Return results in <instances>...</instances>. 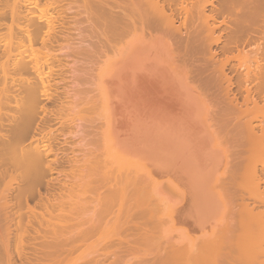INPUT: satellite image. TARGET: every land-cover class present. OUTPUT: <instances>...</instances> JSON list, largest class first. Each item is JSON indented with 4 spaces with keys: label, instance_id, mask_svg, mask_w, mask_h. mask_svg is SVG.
Wrapping results in <instances>:
<instances>
[{
    "label": "bare ground",
    "instance_id": "obj_1",
    "mask_svg": "<svg viewBox=\"0 0 264 264\" xmlns=\"http://www.w3.org/2000/svg\"><path fill=\"white\" fill-rule=\"evenodd\" d=\"M133 3H136V23L139 24V26L137 24L136 26H138V29L133 30L131 33L133 34L131 36L132 39L130 37L129 39L131 40L129 42L125 44L123 42L120 47L118 44L116 45L118 47L114 46V49H116L112 51L113 55L106 56L102 61V69L100 70L98 82L100 84H109V86L110 84H115L116 88V85H118V87H121V89L120 87L118 89L122 90V88L125 89L124 87H137L136 81H139V78L153 80L157 76L166 75L164 78L162 77V80L165 79L168 84H177L179 89L185 90L186 93H181L184 99L182 96L180 98L184 101L186 100V103L189 98L197 100L199 102L197 114L195 107H191V104H188L190 107H185V112H182L183 108L180 113L177 112L180 105L177 106L176 110L174 109L175 113L181 116V120H178L182 121L181 124L179 123L180 125H177L178 127H182L180 130L182 134L180 133L179 137L176 138L175 145H179V153L175 155L180 159L178 161L183 162L182 164L179 163V166H182V169L184 168L188 184H185L187 186L186 190H184L185 188L179 189L180 191L177 192L180 195H178L177 201L175 200L176 197L173 199L175 202L173 200H171L173 201L172 203L169 201L173 206H170L165 201L162 202V206L164 205L163 210L167 211L168 208L173 210L171 213L174 216L172 214L169 216L171 222L172 220L178 222L181 217L184 220L191 218L190 221H193L192 223L196 222L198 225L201 224L200 226L207 221V218L214 215L219 205L220 209L225 210L228 207L227 209L231 211V219L227 227L221 229L219 228L221 227L220 225L216 228L211 227L215 229H212L213 232L210 235H203L204 237H199L201 238L199 240L197 238L193 244L188 241V243L186 242V246H183V240H181L182 242H178L179 240L174 242L175 239L172 240V243L166 242V245L169 244L166 247L168 249L164 250V256L162 254L159 256L160 261L156 264H264V120L250 118L251 112L258 110L261 104L262 106L264 105V0H136V2L134 0ZM86 5L90 6L89 0H0V227L7 228L9 222H14V226L16 227L14 247H11L10 242L5 240H2V243H0V264H4L5 261L10 264L14 260V254L16 255V263H20L26 258L25 242L27 238L29 240V236L31 235L30 229L36 230V233H38V229L35 228L37 214L34 203L41 200L43 187V191H45L47 188L53 186L55 182H61L62 177H67L66 175L62 177L60 175L64 172V167L63 171L59 170L63 166V157L61 156L63 153H59L63 148H60V145L65 144L69 135H77L78 137L80 133V137H82L81 131L73 133V130L69 131L70 127L67 128V122H65V125L63 124L66 117H55L52 109L48 107L49 104L56 102L54 101L56 98L54 93L56 92H52L51 88L58 80L52 71H50L51 73L44 72L45 67H49L50 70L54 69L53 71H55L54 67L56 64L60 65L61 63L59 62L62 61H56V58L58 59L56 57L58 52L62 54L71 45L68 43L69 45L65 46L59 43L57 34L58 27H60L58 23L60 21L58 19L59 17L61 19V16L57 17L58 15L56 16L55 14H59L60 11V14L67 11H75L74 14H76L71 19L79 33L81 32L80 27L83 22L88 24L90 30L96 29L95 31H100L102 29L88 16ZM95 7L103 11L100 4H96ZM65 10L66 12H63ZM104 13L105 11L101 14L97 12L94 16L96 19L101 20ZM111 17L112 20L106 24L107 28H104L105 31L109 30L121 33L124 25L125 27L128 26V22H126L127 25L123 22L124 20H128L125 19L127 18L125 15L117 17L111 15ZM218 19H222V21L220 22ZM121 23L123 27L118 25ZM126 29L128 27L124 28L123 31ZM4 30L7 32V37L10 38L7 44L3 43L4 38H6V35L2 34ZM122 33L118 35L114 33L116 36L113 34L114 36L112 35V37L116 38L118 36L119 38L120 35L122 36ZM126 33L129 34L130 32ZM123 34L125 35V33ZM191 40L199 41V52L202 56V61H205L207 66L201 68L191 65L188 57L184 59L173 47L174 43L186 44ZM110 41L112 42L113 40ZM111 42L109 43L111 44ZM112 46L111 48H113ZM39 49L43 50L42 52L45 50L42 53L46 54V58L44 57V59L48 57L49 59L50 57L51 59L56 58L52 61L47 59L43 64L40 63L43 57ZM152 49L155 50L154 54H152L154 55L153 61L160 57V53L167 56V59L161 62V64H165V67L159 65L158 62L153 63L152 61L148 64H141L142 66L139 70H136L135 66L137 63H141L144 60L146 62L149 59L152 60L150 58ZM76 52L75 50L74 54ZM28 53L32 55L29 56ZM36 53L40 54L41 60H39L40 56L38 55L37 61L36 57L38 56ZM32 56L35 57L33 58ZM79 59H73L74 67L71 68L73 72H71V69L70 71L68 70L70 74L79 71ZM54 61L56 62L54 63ZM72 65L70 66L72 67ZM75 66L78 67L75 68ZM136 71H141V73H137ZM109 72H111L112 76L108 77L106 74H109ZM105 76L110 78L106 83L102 79ZM62 81L64 80L62 79ZM70 81H74L72 83L75 84L77 80L73 79ZM164 82L162 83L166 85ZM114 86H112L113 89ZM118 89L117 91H119ZM126 89L130 90V88ZM136 90L139 91V88ZM136 90H133L134 95L136 92L138 93ZM112 91L114 92V90ZM116 93L115 90L113 95ZM123 94L126 95V92H123ZM101 95L103 96L102 93ZM130 95L129 93V100L131 99ZM217 95L225 99L223 104L215 105L213 101ZM125 97L127 98V95ZM102 100L104 102L105 98ZM184 101H182V105L185 104ZM114 105L116 104L114 103ZM137 105L139 104L137 103ZM186 105H183V107ZM140 106L141 104L139 107H136L140 108ZM224 107L233 109L230 119L236 122L231 130V136L235 137V140L231 142L234 145V149L230 152L232 157L231 166L227 164L228 150L226 144L221 141L222 138H220V132H218L220 131L218 125L222 121H226L223 116ZM128 108L125 109V113L128 110L129 115V111L132 108L130 110ZM110 110L112 109L110 108ZM174 110L172 109V111ZM107 111L109 110L107 109L105 112ZM111 112L113 113V110ZM151 112L153 113L150 109ZM10 113L13 115H10ZM198 114L200 121L195 120ZM160 115H166V113L164 112V114H159L158 116ZM166 116L168 118V115ZM136 117H138V114ZM170 117L173 118L174 116H169V119H171ZM108 118L106 119L108 120ZM161 118L158 120L163 123V120L160 121ZM117 119H119L118 116ZM144 119L146 118L144 117L142 120ZM217 119L219 124L217 123L218 125L216 126ZM125 120L128 122L127 119ZM175 120L177 121V119ZM52 121H57L58 125H62L63 128L65 127L64 132L57 131L59 133L56 134V132L49 130ZM129 121L131 122L130 119ZM175 123L177 124V122ZM165 125L166 123L164 127ZM170 126V129L173 128L172 126H176L174 125V120ZM66 128L69 133L65 130ZM171 130L175 131V129ZM162 136L160 134L159 139ZM207 137H210L212 141L214 140L219 157L220 155L224 156L226 162L223 177L218 178L219 181L217 180V184L215 185H213L212 173L216 171V167H219V157L213 156L212 149L208 146L211 143L214 144V142L207 144ZM164 139H161V141H164ZM80 142L82 141L80 140ZM126 149L129 151L128 147ZM148 150L150 151L149 148L146 151ZM70 152L74 153V151ZM125 153L127 154L126 151ZM165 153H162L163 156L166 157L168 155L169 160L164 157L163 161L158 160L160 156H157L158 154H156L157 158L155 157L156 161L155 159L153 160L156 162V165L159 163L157 167L164 171L169 170V167L173 169L176 165V162L173 163L175 156H171L173 158L171 159L169 153L167 155ZM136 154L139 155L137 152ZM150 156L152 159V155ZM166 159L169 162L172 160V162L169 163ZM164 160L166 161L164 162ZM162 162L164 163L161 164ZM229 168H231V175ZM179 171L183 172L180 169ZM180 172H178L179 175ZM56 175H60V178L59 176L56 177ZM225 175L228 176L225 177ZM184 178L186 179L185 176ZM185 181L187 182V180ZM166 187L164 191L166 190L165 192L168 194ZM175 188L173 189L175 190ZM230 190H233L234 197L239 200L235 205L231 204L230 201L233 197L230 198V195L228 196L229 199L227 198L230 203L226 201V195ZM75 192L77 196L75 199L70 197L69 194L61 196V198L62 201L72 200L75 206L68 205V210H76L78 214L74 216L83 220L71 226H65L64 224H68V222L64 221L62 227H51L50 231H46L43 234V239L45 240H43L40 249L41 258L35 264H118L123 255L117 249L112 251V245L107 242L108 239H106L102 231L100 218L94 220L88 217L87 213L83 210L79 209L80 205L85 204L81 201V197L87 193L86 189L82 193ZM173 192L171 190V193ZM147 195L144 196L147 197ZM143 200H139V210L136 213V240H138V243L136 241V247L139 244L141 247L145 246L146 248L147 242H151L149 238L152 234L151 231L154 232L155 228L156 230L161 228L159 224L161 225L163 221H165L163 224L165 223L164 225L166 226L167 218L163 221L158 219L161 223H158L157 218L154 221L157 213L156 215L152 213L155 216L150 217L152 215H149L150 209L148 208V210L146 204H144L147 200L144 203L142 202ZM153 201L155 202V200ZM148 203L150 204V201ZM153 205L151 208H153ZM157 207H155L156 210ZM162 213L163 215L165 214L164 211ZM224 215H226V212ZM152 217L154 218L152 219ZM176 217L180 218L174 219ZM170 218L167 220L168 224L170 223ZM182 219L180 220L182 221ZM221 219L223 220V218ZM154 223L158 224L155 228L153 227ZM217 228L219 229L216 230ZM113 234L114 231H111L110 235L112 236ZM50 237L52 241L47 242L46 240ZM93 238H97V241L92 244L89 241ZM168 240L170 241V239ZM140 243L145 244L142 246ZM150 244L146 248L148 251H142L144 248L140 250L137 248L136 255H139V253L137 254L138 251L140 253L149 252V249L153 246L150 247ZM58 256H64L65 258L57 261V263L53 262ZM153 256L155 257V255ZM161 256L162 258H160ZM144 260L146 261V259ZM27 264H30V262Z\"/></svg>",
    "mask_w": 264,
    "mask_h": 264
},
{
    "label": "rangeland",
    "instance_id": "obj_2",
    "mask_svg": "<svg viewBox=\"0 0 264 264\" xmlns=\"http://www.w3.org/2000/svg\"><path fill=\"white\" fill-rule=\"evenodd\" d=\"M89 1H90V6L86 5L88 16L91 17V20L96 25L100 26L102 29L100 31H95L96 29L90 30L88 27V24L83 22L81 27L79 26L80 30H81V32L79 33L78 30H76V26H74L73 20L71 19L75 16V14H76V13L74 14L75 11L74 12H71V11L66 12V10H65L63 12H66V13H61L62 15L60 14L61 11L59 12V14H55L56 16L58 15L57 17H59V15L61 16V19H60V17L58 19L60 21L58 23V25L60 24V27H58V34H57L58 39H59V43L62 45H65V46L71 44L72 46L70 45V46H68L69 48L68 47L66 48V50H68L67 53H66V50L64 52H62V54H61V52L60 53L58 52L56 57H58V59H60V60H58L56 57H54V58H56L57 62L62 60L61 62H59L61 64L63 63L62 66H61V64L60 65L56 64V66L54 67L55 71H53L54 69L50 70L49 67H45V72H44V73H47V72L49 73L50 71H52V73H54L53 75L58 80V82L56 84H53L54 86H52V88H51L52 92H56V93H54L55 97H56L54 99V101H56V102L51 103L52 105L49 104L48 107L52 109L55 117H60V116L63 118L69 117L67 119L66 118L64 119L63 124L65 125V122H67L66 125L68 124L67 125L68 127L67 126L66 127L67 128L70 127L69 131L73 130L72 131L73 133H75L76 131H79V132L81 131L82 137H80V133L78 135L79 139H77L78 138L77 135H69V138L67 137L68 139L66 140L65 144L62 146L60 145V148L61 147L63 148L62 150L59 151V153H63V155H61L63 157V166L60 167L59 170H61V171L64 170V172L60 175H61V177L63 175L64 176L66 175L67 177L66 178L62 177L61 182H55V184L53 186H51L50 188H47L45 191H43L44 190V187H43V190H42L43 195L41 197V200L34 203L35 207H36L35 211L37 214L36 215L37 216V222L35 223V228L38 229V233H36V230L33 231V229H30L31 235L29 236V240H27L28 239L27 238L26 242H25L26 258L23 261H21L20 263H16V255L14 254L13 255L14 260L10 264H27L29 262H30V264L31 263L32 264L37 263V260H40V258H41L40 249L42 247L43 240H45V239H43V234L46 231H50L51 227H53V228L54 227H57V228L62 227L64 221L68 222V224H64L65 226H68V225L71 226L72 224H76V223L81 222L83 220V219H78L74 216V215L78 214V212H76V210L69 211L67 208L68 205L75 206V203L72 202V200L62 201L61 196H65L66 194H69L70 197L75 199V198H77L75 191L82 193L84 189H86L87 193L81 197V201L84 202L85 204L80 205L79 209L83 210L85 213H87L88 217L93 218L94 220H98L100 218L99 221L102 223V231H103L104 235L106 236V239H108L107 242H109L112 245L111 246L112 251L114 249H117L120 252V254L123 255V256H121V259L118 261V264H137V263L142 264L144 259H146V261L144 260L143 264L147 263L148 261H149L148 262L149 264H152L154 261H155L154 263L156 264V263H158V261H160L159 256L161 254L164 256V254H165L164 250L168 249V248H166L169 246V244L166 245L168 242L172 243L173 242L172 240L175 239L174 242L178 241V240H179L178 242H182L181 240H183V242H182V243H184L183 246H186L188 241H190V243L192 242V244H193L196 242L197 238L199 240V239H201L199 237H202L203 235L204 236L210 235L213 232L212 231L213 228H211V227L216 228V227H219V225L221 226V227H219L220 229L223 227L224 228L227 227L229 220L231 219V215H230L231 211L227 209L228 207L226 208L228 210L227 211L226 209L225 210L220 209V205L217 206L218 208L215 210L214 215L212 217L210 216V218H207V221L204 224H202V226H200L201 225L200 223H199L200 225H198V223H196V222H194L196 224L192 223L193 221H190L191 218L190 219L187 218L184 220V219H182L181 216H180L181 218L180 217L179 218L182 219V221L176 217L174 219H179V221L177 220L178 222H176L175 220L174 221L172 220V222H171V218L169 216L171 214L174 216V214L171 213V212H173V210H171V208H168L167 211L163 210L164 205L162 206V202L165 201L170 206H173V204H171L174 201L173 199L175 197H176V199H175L176 201L178 199L179 193H177V192H179L180 190H182L184 188H185L184 190H186L187 186H185V184H188V179H187L186 173L184 171V168L182 169L181 168L182 166H179L180 165L179 163H181V161H178L180 159L177 158L175 155L176 153L177 154L179 153V147H178L179 145H175L176 144V138L179 137L180 133L182 134V132L180 131L182 129V127L177 126V125H180L182 122V121L180 122L181 116H179L178 113H180L182 108H183L182 112H185V107H187L191 104L190 106L195 107L196 114H197L198 113L197 108H198L199 102L193 98L192 99L189 98L188 102L186 103V100L185 101L183 100L184 97L181 94V93H186L185 90L179 89L177 84H175V85H174V83L168 84L165 79L162 80V77L164 78L166 75L161 76L159 74L160 77L157 76L153 80L152 79L151 80H149V79L143 80V78L142 79L139 78L138 79L139 81H136V86H137V84H138V86L135 88L136 89L139 88L140 93L138 90H136L135 88H131L130 86L124 87L125 89L122 88V90H119L118 88L120 86L118 87V85H116L117 86V88H116L114 86L115 84H110V86H109V84H104V83L100 84L98 81H99V77H100V70L102 69V67H101L102 61L106 58V56L113 55L112 51L116 49V48L114 49V46L120 47L123 44V42H124V44L129 42V40L132 39L131 36L133 35L131 33L133 32V30H136V28L138 29L139 24L136 23V6H135L136 3L135 4L133 3L134 0H89ZM135 2H136V0H135ZM80 4H81V2H80ZM96 4H100L102 10L105 11L101 20L96 19V17L94 16L97 12H99L100 14L103 12V11H101L95 7ZM21 10H23V9H21ZM111 15L115 16V17L125 15V17H127L125 19L129 20V21L128 20L123 21L125 24H126V22H128L127 23L128 26H126V27H125V25L123 27V24H122L123 22L121 24H118L121 27H123V30H124V28H127V27H128V29H126L125 31L122 30L123 33H125V35L121 31L122 36L120 35L119 38H118V36L116 38L114 37L115 40L112 37V35L114 33L115 34L117 33V35L121 34L120 32L118 33V32L112 31L113 32L112 33L109 30H107V31L104 30V28H107L106 24L110 23V21L112 20ZM82 20H84V19H82ZM218 21L221 22L222 19H218ZM9 24H10V22H9ZM136 24L138 26H136ZM102 30H103V32H102ZM126 32H128V33L130 32V33L127 34ZM2 34L6 35L7 34L6 30H4V32L2 31ZM7 36L8 35L5 36L6 38H4V41H3L4 44L5 43L7 44L10 41V38H8ZM125 36H126V38H124ZM130 37H131V39H129ZM110 40H113V41L111 42ZM109 42H111V44ZM114 42H116V43H114ZM112 44H113V46H112ZM117 44H118V46H116ZM135 45L137 46V44H135ZM111 46L113 48H111ZM173 47L175 48L176 51H178L181 54V56H183L184 59H187V57H188L189 63L191 65H193L195 67H201V68L207 66V63L205 61H202V56L200 55V52H199V41L191 40V41H189V43H186V44L178 42L176 44L174 43ZM75 50L77 51L76 52L77 54L75 53L76 55L74 54ZM153 50L154 49H152V53L150 52L151 53L150 54L151 59L154 58L153 57L154 55H152V54H154L153 52H155V50L154 51ZM157 50H158V48H157ZM42 51L43 50L39 49L40 54L45 52V50H44V52H42ZM78 52H80L79 53L80 55L78 54ZM40 54L36 53L37 56L38 55L40 56ZM30 55H32V54L30 53L29 56ZM45 55L44 54L41 55L43 57V60H41L42 57L40 56L39 60L42 61V62L40 61V63H42V64L44 63V61L49 59V57L47 59H44ZM39 56L36 57V59L39 58ZM159 56L161 57V59H160V57H158L160 62L158 59H156L158 61H156L155 59H154L155 61H153V59L152 60L149 59L147 62L144 60V61H142L143 63L141 62V63L136 64V66H135L136 70H139V68L143 64H145V63L148 64L152 61H153V63L158 62L159 65H162L165 67V64L164 63L161 64V62H164L167 59V56H165V54H163V53H160ZM32 57H31V59H33L35 56L33 58ZM79 57H80V59H79ZM164 57H165V59H164ZM54 58L51 59V57H50L49 60L52 61V60H54ZM75 58L80 60V62L78 64L79 67L77 66L79 69V71H78L79 73L77 72V73H73V74L71 73L70 74L69 71L71 68L74 67L73 59H75ZM28 60L30 61L29 58H28ZM37 61H38V59H37ZM56 61H54V63ZM68 64H69V67H68ZM64 65H65V67H63ZM70 65H72V67ZM77 67L75 66V68H77ZM57 69L59 72L56 71ZM56 72H57V74H56ZM71 72H73L72 69H71ZM139 73H141V71ZM107 75H108V77L112 76L111 72H109V74H106V76ZM106 76L102 78L105 81V83L108 81V79L110 80V78H108ZM62 79L64 81H62ZM73 79L77 80V81H75L76 82L75 84H73L74 81H72L73 83L70 81ZM161 81L162 82L165 81L164 83L166 85H164ZM113 82L115 83V81H113ZM70 83L73 85H71ZM158 84H162V85L159 86ZM111 85L114 86V89ZM139 86H142V87H139ZM108 87L112 88V89H109ZM152 87L155 90H153ZM126 88H130L131 92H130V90H127ZM143 88H146V89H143ZM117 89L119 91H117ZM120 89H121V87H120ZM162 89H165V90H162ZM167 89H169V90H167ZM112 90H114V92ZM115 90L117 93L115 95H113L115 93ZM133 90L138 91V93L136 92L134 95ZM179 90H181V91H179ZM122 91L126 92L127 98L125 97L126 95L123 94ZM119 92L122 93L124 96L122 94H120ZM127 92H128V94L129 93L131 94L130 100L128 98L129 96H128ZM101 93L103 94V96L101 95ZM157 93H158V95H157ZM149 94H150V97H149ZM161 94H164V95H161ZM168 94H169V96H168ZM146 95H147V97H146ZM165 96H166V99H165ZM181 96L183 99L180 98ZM104 98H105V100H104L105 103L102 100ZM146 98H148L149 100ZM121 99L123 102L121 101ZM124 99H125V101H124ZM116 100H118V101L116 102ZM132 100L134 101L133 103H132ZM167 100H169V101H167ZM182 101H184V103L187 105L183 107V105H185V104L182 105V103H183ZM135 102H136L135 105L138 107L141 104L140 108H138L134 105ZM167 102H169V103H167ZM213 102L215 103V105H221V104H223V102H225V99L222 96L217 95V97H215ZM103 103L106 105L104 106ZM114 103L116 105H114ZM137 103L139 105H137ZM120 104H121V106H120ZM124 104H126L125 106H127V108L129 105H131L130 108H128L129 110L131 108L133 109V110L131 109L129 111V115H128V110L126 112L127 114L125 113V109H127V108L124 109V107H125ZM173 104H175V105H173ZM149 105H151V106H149ZM152 105H153V107H152ZM178 105H180V106H178ZM177 106L179 107V109L177 111L178 113H175L176 108H178ZM263 106L261 104L260 107L258 108V110L251 112L250 118L264 120V108H263ZM110 108L113 110V113L111 112L112 110H110ZM171 108L173 110L174 109L175 110L172 111ZM107 109L109 111L105 112ZM115 109H117V110H115ZM150 109H151V111H153L154 114L152 112L150 113ZM195 109H193V110H195ZM232 110H233L232 108L224 107L223 116L225 117L226 121H224V122L222 121V123L219 124L218 119H217V121L215 123L216 126L219 124L218 128L220 129V131H218V132H220L219 135L221 136L220 138H222L221 141H223L226 144V148L228 150L227 164L229 166H231V160H232L230 152L234 149V147H233L234 145L231 142L235 140V137L231 136V130L233 129V127L236 123L230 119V115L232 113ZM130 112H131L132 116H131ZM155 112H157V113L160 112V113L157 114ZM164 112L166 113V115H168V118H166L167 117L166 115L158 116L159 114H164ZM117 113H118V115H117ZM122 113H124V114H122ZM67 114H68V116H66ZM119 114H120V116L121 115H123V116L120 117ZM137 114H138V117L140 116L139 118H141V119L136 117ZM10 115H13V114L10 113ZM105 115H107V116H105ZM110 116H112V117H110ZM117 116L119 119H117ZM169 116H174L173 118L172 117H170V118L174 120V125H176L177 127L172 126L173 128H171V129H175L176 132L174 130L170 129V127H171L170 125H171V123L173 124V120L171 122V119H169ZM144 117L146 119L142 120ZM147 117H149V118H147ZM161 117L166 118V120H164V118L162 119ZM106 118H108V120ZM136 118H137V120H136ZM155 118L157 120L159 118H161L160 121L163 120V123L159 122V120H158V122H156L157 120ZM52 119H54V117H52ZM70 119H71V121H70ZM125 119H127L128 122H126ZM129 119L131 120V122L129 121ZM154 119H155V121H154ZM175 119H177V121ZM178 119H180V120H178ZM132 120H134V121H132ZM151 120H153L152 121L153 123L150 122ZM195 120L200 121L199 114L195 117ZM73 121L76 124H78L79 126L76 125ZM56 122L57 121H52L50 123L51 125H50L49 130L56 132V134H58L59 132L63 131L65 127L63 128L62 125H58ZM175 122H177V124ZM165 123H166V125H168L167 127H166V125L164 127ZM110 124H112L111 125L112 127L110 126ZM119 124H120V126H119ZM117 125H118V127H117ZM199 126H201V125H199ZM120 127H121V129H120ZM124 127H125V129H123ZM67 128L65 130H67ZM168 128H169V130H167ZM57 131H59V132L57 133ZM69 131L67 130L68 133H69ZM171 131H173V133H171ZM177 131H178V133H177ZM164 133H165V135H164ZM160 134H161V136L163 134L162 137L165 138L164 141H161V139L163 140L162 137L159 139ZM130 135H131V137H130ZM71 136H72V139H71ZM80 138H82V139H80ZM131 138H134V139H131ZM179 139H181V138H179ZM80 140L82 142H80ZM155 140H157L160 143H158L157 141H156L157 143L154 142ZM206 140L208 141L207 144H210V142H214V140L212 141V139L210 137L209 138L207 137ZM60 141H62V140H60ZM133 142H134V144H133ZM135 143H136V146H135ZM154 143L157 145H155ZM120 144H121V146H120ZM207 144H206V146H207ZM123 146H124V150H123ZM125 147L126 148L128 147L129 151ZM144 147H145V151H144ZM208 147L210 149H212L213 156L218 158L219 152L217 151V149L215 147V142H214V144L211 143V145H209ZM130 148H131V150H130ZM148 148L150 149V151L149 150L146 151ZM155 148H156V150H155ZM132 149H133V151H132ZM135 149H136V151H135ZM137 149H139V150H137ZM167 149H169V150L167 151ZM69 150L74 151V153H71ZM125 151L127 152V154L125 153ZM134 151H135V153H134ZM161 151H162V153L163 152L165 153V151H167V153H165V154L167 155L169 153L170 157L173 155L175 156L176 159L174 158L173 163L176 162L175 163L176 165L175 166L173 165L174 166L173 169H171L169 167V165H167V167H169V170H165V171L163 169L160 170L157 167V165L159 163L156 165L155 157L157 158V156H159V155L162 156L161 158H159L160 156L158 157V160L160 159L162 161L164 158L168 159V157H169L168 155L166 156L165 154L164 155L166 157H164L162 153L160 154ZM136 152L139 155H137ZM143 152H145V153L143 154ZM140 153H142V154H140ZM153 153H155V154L153 155ZM148 154L152 155L153 158L151 159V156ZM156 154H158V155L156 156ZM220 157L218 159L219 160V162H218L219 167H216V171L214 173H212L213 185L217 184V180L219 181V179L223 177V173H224V170L226 168V164H225L226 162L224 160V156L220 155ZM154 159H155V161H153ZM171 159H173V158L171 157ZM166 160H164V162ZM170 161L172 162V160H170ZM157 162H159V161H157ZM164 162H162L161 164H163ZM171 162H169V163H171ZM177 162H178V164H177ZM170 166L172 167V165H170ZM229 166H227V167H229ZM63 167H64V169H63ZM162 168H163V165H162ZM178 168L180 170H183L184 173L182 171L180 172ZM230 169L231 168H229V172L231 171ZM178 172H180V175ZM181 173L183 176L181 175ZM231 173L232 172H230V175H231ZM60 175H56V177L59 176V178H60ZM228 175H225V177H227ZM184 176L186 177V179L184 178ZM53 177H55V176H53ZM185 180H187V182ZM160 186H162V187H160ZM165 187L167 189L168 194L165 192L166 190L164 191ZM172 187L173 188L176 187L175 188L176 191ZM159 188H161V189H159ZM150 189L152 190V192ZM168 189H170V190H168ZM171 190H172V192L174 191L177 194H175L174 192L171 193ZM158 191H159V193H158ZM232 191L233 190H230L229 193L226 192L227 193L226 201H227V203L231 202L232 205H235L236 203H238L237 201H239V200L236 199V197H234V193ZM154 192H155V194H153ZM147 193H148V195H147ZM170 194L171 195L174 194L173 195L174 197L171 196ZM144 195H147V197H145ZM142 196H144L146 199L144 197L142 198ZM150 196L151 197L153 196V197L151 198ZM228 196L230 198L233 197L230 202L228 200L229 199ZM163 197H164V199H163ZM140 198L144 199L142 201L143 203L146 200L148 202L150 201V204H152V205L154 203L153 208H151L152 205L150 206V204L147 201L144 203V204H146V208L150 209V210L148 209L150 211V213L148 211L149 215L152 213H155V215H156V213H157V216L155 218L152 217V219L153 218L155 219L154 221H156V218H157V221L159 223L160 222L159 220H161V221L166 220L165 218H167V220H169L168 218H170L169 224L167 223V220H166V226L164 225L165 223L163 224V222H165V221H163L162 223L160 222L161 225L162 224L163 225L161 226L159 224V226L161 228H159V229L157 228L158 230H156V228H155V226L157 227L158 224L154 223L153 227L155 228V231L154 232L151 231L152 234L149 237L151 242L148 240L152 244H150L146 241L147 242L146 248L149 247L148 244H150V247L153 245L149 249L150 250L149 252H147L148 250L144 246L145 243H143V244L140 243L144 247H141L139 244L136 247V241L138 243V240H136V215H137L136 213L139 210V200H141ZM153 200H155V202H157V203H155ZM156 200H158V201H156ZM171 200H173V201H171ZM151 201H153V202H151ZM169 201L171 203H169ZM232 201H233V203H232ZM157 205H159V207H157ZM228 205H230V204H228ZM154 206L157 207V210L155 209ZM159 210L161 212L164 211L165 214L164 215H163V213L161 214V212ZM154 211H159V212H154ZM223 211L226 212V215H224L225 212H223ZM155 215L152 214V215H150V217L155 216ZM225 216H226V218H225ZM227 216H228V218H227ZM221 218H223V220ZM218 221H219V223H218ZM173 222H175V223H173ZM209 224L212 226H210ZM214 224H216V225L218 224V225L214 226ZM153 227H151V228L154 229ZM0 228H1V230H0V243H2V240H5V241L10 242L11 247L12 246L14 247L15 234H16V227L14 226V222H9V225L7 228H3V227H0ZM219 228H217L216 230H218ZM111 231H114V234L112 236L110 235ZM26 237H27V235H26ZM180 237H182L184 239H182ZM96 239L97 238H93L89 242L92 244L96 243V241H97ZM168 239H170L171 242ZM46 241L47 242L52 241V238L50 237ZM137 248L139 250L144 248L142 251H145V250H147V251L145 253L141 252L142 255L138 251L137 254L139 253V255H136V251H137L136 249ZM153 255H155V257ZM64 258H65L64 256H58L56 259H54L53 262L57 263V261L63 260ZM160 258H162V256ZM156 259H157V262H156ZM4 264H8V263L5 261Z\"/></svg>",
    "mask_w": 264,
    "mask_h": 264
}]
</instances>
